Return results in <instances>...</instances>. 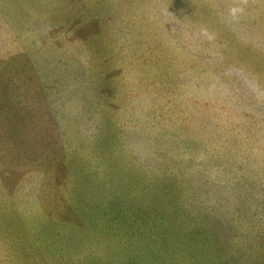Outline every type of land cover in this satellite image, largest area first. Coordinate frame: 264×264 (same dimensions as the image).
<instances>
[{"label": "rangeland", "instance_id": "374dc122", "mask_svg": "<svg viewBox=\"0 0 264 264\" xmlns=\"http://www.w3.org/2000/svg\"><path fill=\"white\" fill-rule=\"evenodd\" d=\"M0 264H264V0H0Z\"/></svg>", "mask_w": 264, "mask_h": 264}, {"label": "trees", "instance_id": "16d2710c", "mask_svg": "<svg viewBox=\"0 0 264 264\" xmlns=\"http://www.w3.org/2000/svg\"><path fill=\"white\" fill-rule=\"evenodd\" d=\"M110 203H111V202H110ZM195 249H196V252H195V255H194V256L196 257V256H197V248H195ZM210 261H212V260H210Z\"/></svg>", "mask_w": 264, "mask_h": 264}]
</instances>
